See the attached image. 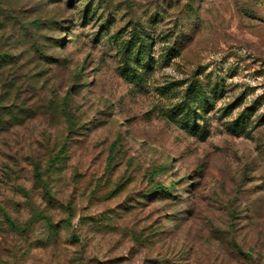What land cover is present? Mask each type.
Wrapping results in <instances>:
<instances>
[{
  "label": "rangeland",
  "instance_id": "374dc122",
  "mask_svg": "<svg viewBox=\"0 0 264 264\" xmlns=\"http://www.w3.org/2000/svg\"><path fill=\"white\" fill-rule=\"evenodd\" d=\"M8 4L41 19L43 51L61 62L36 55L22 93L34 116L0 137V264H264V0ZM158 183L172 194L141 195Z\"/></svg>",
  "mask_w": 264,
  "mask_h": 264
},
{
  "label": "trees",
  "instance_id": "16d2710c",
  "mask_svg": "<svg viewBox=\"0 0 264 264\" xmlns=\"http://www.w3.org/2000/svg\"><path fill=\"white\" fill-rule=\"evenodd\" d=\"M10 0H0V86L2 87V93L0 94V137L10 131L11 128L14 127H21L25 124H27L28 121L31 120L34 116V103L33 97H26L25 99L22 98V93L24 90L28 91L27 88H25V85H32L33 80L35 79V76L33 74H29V72L32 73V68L30 67L35 62L36 55L38 56H45V59L48 60V62H54V63H60L61 59L60 57L56 56H46L45 52L43 51L42 46L44 44H40V41L38 39V31L42 27V21L40 18H28L25 15V12L22 11V9H19L18 7H14L13 4H8ZM52 2H56L59 0H51ZM74 0H69V3L72 4ZM12 3V2H11ZM102 9V8H101ZM99 6H92V4H84V8L82 10V16L85 18L90 17H96L99 19L101 10ZM158 16L159 14L156 13ZM154 18V17H153ZM100 20V26L103 31H109L111 29V23L108 19H99ZM156 20V19H155ZM153 21V19H152ZM157 21V20H156ZM99 33H97L95 36L98 37ZM27 39V42L31 46V52L28 54L29 57H25L27 52H24L25 54L23 56L22 51H20V47L25 45V41ZM138 45H140V48L142 50H148L150 47V44L145 39V37H142L141 35L138 36ZM132 40L125 41L121 45V50L123 51L124 57H125V64H124V71L126 72L128 69H131L132 71H135V67L131 62V56L130 52L132 51V47H134L135 44ZM26 46H23V48ZM174 51L179 53V49L174 46ZM28 51V50H25ZM138 57L141 56V52L139 51L137 54ZM26 58L24 64L19 65V62L22 60V58ZM26 72H24L25 80H22L21 77L18 76V74L21 72V69H25ZM134 74V77L137 76L136 73ZM25 88V89H24ZM198 90V96L200 100V106L206 108L211 102L212 97L210 93L207 91V88L200 85L197 86ZM189 95V93H188ZM195 100H193L194 102ZM198 105V104H197ZM196 105V106H197ZM196 106L189 105V111L187 115L191 114L193 117H196ZM247 118L246 115L240 116L238 119L234 120L232 122L234 129V132H239L240 129H245L247 125ZM192 128H195L194 123L190 124ZM240 127V128H239ZM61 146L60 151L57 153L54 158V163H60L61 159L63 158V155L65 151H67V147ZM165 168H157L152 171L150 174L151 178H154L155 175L159 172H161ZM37 176L39 174V170L36 171ZM152 194L160 195L163 198H166V196H170L172 194L171 189L169 186H164L160 183L154 186V188L147 192L142 193V196H150ZM5 218L9 224V226L17 231H23V228L20 226H17L14 221L10 218V216L5 213ZM133 232L131 231V235ZM135 236V235H134ZM234 247L236 250H238L240 253H243L245 256H247L251 261L254 260V254L253 252H244L241 245L234 242ZM159 261V262H158ZM158 264H172L171 259L167 258L166 256H163L159 260H157ZM190 262V258H189ZM255 262L257 260L255 259ZM176 264H185L182 261H178Z\"/></svg>",
  "mask_w": 264,
  "mask_h": 264
}]
</instances>
